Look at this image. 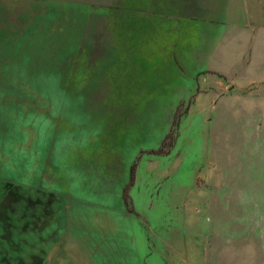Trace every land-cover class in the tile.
Listing matches in <instances>:
<instances>
[{"label":"rangeland","instance_id":"374dc122","mask_svg":"<svg viewBox=\"0 0 264 264\" xmlns=\"http://www.w3.org/2000/svg\"><path fill=\"white\" fill-rule=\"evenodd\" d=\"M204 1L0 0V264H264V0Z\"/></svg>","mask_w":264,"mask_h":264},{"label":"crops","instance_id":"0c3cea01","mask_svg":"<svg viewBox=\"0 0 264 264\" xmlns=\"http://www.w3.org/2000/svg\"><path fill=\"white\" fill-rule=\"evenodd\" d=\"M160 2H162V3H169V4H173V3H184L182 5H187V4H203L204 5L206 3V1H204V0H198V2H197V0H160ZM209 4H211V2H209Z\"/></svg>","mask_w":264,"mask_h":264}]
</instances>
